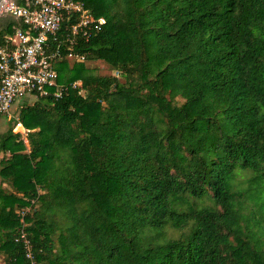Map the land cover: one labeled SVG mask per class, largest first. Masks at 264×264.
Instances as JSON below:
<instances>
[{
	"label": "trees",
	"instance_id": "1",
	"mask_svg": "<svg viewBox=\"0 0 264 264\" xmlns=\"http://www.w3.org/2000/svg\"><path fill=\"white\" fill-rule=\"evenodd\" d=\"M79 1L119 76L59 60L0 132L3 264H264V0Z\"/></svg>",
	"mask_w": 264,
	"mask_h": 264
},
{
	"label": "built area",
	"instance_id": "2",
	"mask_svg": "<svg viewBox=\"0 0 264 264\" xmlns=\"http://www.w3.org/2000/svg\"><path fill=\"white\" fill-rule=\"evenodd\" d=\"M5 15L20 21L0 37V113L5 115L17 100L60 96L57 62L85 60L74 46L106 24L104 16H95L79 0H0V17ZM17 239L31 258V242L23 230Z\"/></svg>",
	"mask_w": 264,
	"mask_h": 264
},
{
	"label": "rangeland",
	"instance_id": "3",
	"mask_svg": "<svg viewBox=\"0 0 264 264\" xmlns=\"http://www.w3.org/2000/svg\"><path fill=\"white\" fill-rule=\"evenodd\" d=\"M77 64H83L87 71H89L90 74L92 75H116L119 76L118 72L110 67L109 64H107L103 60H96V61H88V60H69L68 61V66L70 68L77 66ZM121 81H123V78H121ZM75 84L79 85L81 84L80 80H76ZM36 98L33 97H26L21 100H17L15 104L10 108V112L7 116L2 117V120H0V132H4L8 129L9 126L13 125V132H21L22 138L24 142L26 143L27 141L25 140V135H26V129L24 128H18L17 124H13V120L17 118L19 110L21 106L24 103L27 104H32L35 102ZM2 154L0 153V158ZM243 175V174H242ZM246 175L242 177L244 179ZM238 179H241V177H238ZM2 260H0V264H2Z\"/></svg>",
	"mask_w": 264,
	"mask_h": 264
},
{
	"label": "crops",
	"instance_id": "4",
	"mask_svg": "<svg viewBox=\"0 0 264 264\" xmlns=\"http://www.w3.org/2000/svg\"><path fill=\"white\" fill-rule=\"evenodd\" d=\"M7 115H8V114H7ZM7 115H5V116H7ZM16 124H17V125H18V124H20V125L22 126V124H21V123H16ZM22 128L24 129V127H23V126H22ZM25 140H26V139H25ZM0 260H2V261H3V257H2V256L0 257ZM2 264H3V262H2Z\"/></svg>",
	"mask_w": 264,
	"mask_h": 264
},
{
	"label": "bare ground",
	"instance_id": "5",
	"mask_svg": "<svg viewBox=\"0 0 264 264\" xmlns=\"http://www.w3.org/2000/svg\"><path fill=\"white\" fill-rule=\"evenodd\" d=\"M18 125H20V124H18ZM18 125H17V126H18Z\"/></svg>",
	"mask_w": 264,
	"mask_h": 264
}]
</instances>
